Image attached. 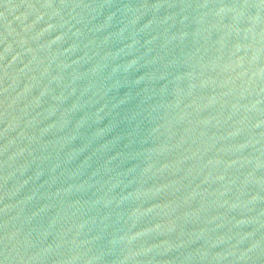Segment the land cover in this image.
Instances as JSON below:
<instances>
[{"label":"water","instance_id":"1","mask_svg":"<svg viewBox=\"0 0 264 264\" xmlns=\"http://www.w3.org/2000/svg\"><path fill=\"white\" fill-rule=\"evenodd\" d=\"M0 264H264V0H0Z\"/></svg>","mask_w":264,"mask_h":264}]
</instances>
